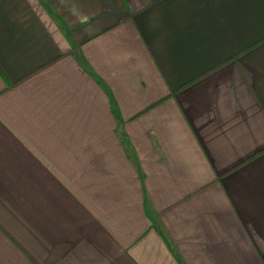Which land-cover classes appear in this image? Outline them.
I'll return each mask as SVG.
<instances>
[{"label": "crops", "instance_id": "crops-1", "mask_svg": "<svg viewBox=\"0 0 264 264\" xmlns=\"http://www.w3.org/2000/svg\"><path fill=\"white\" fill-rule=\"evenodd\" d=\"M0 264H264V0H0Z\"/></svg>", "mask_w": 264, "mask_h": 264}, {"label": "trees", "instance_id": "trees-1", "mask_svg": "<svg viewBox=\"0 0 264 264\" xmlns=\"http://www.w3.org/2000/svg\"><path fill=\"white\" fill-rule=\"evenodd\" d=\"M113 112H114V115H115V117H116V120H117L118 124H120L121 119H120V117H119V114L117 113V111H116L115 109H114ZM121 136H122L123 138H125L124 133H122Z\"/></svg>", "mask_w": 264, "mask_h": 264}]
</instances>
